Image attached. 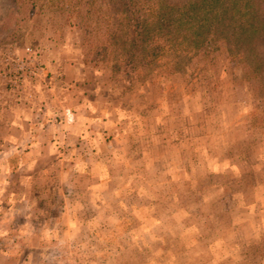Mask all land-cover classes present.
<instances>
[{
	"label": "clouds",
	"instance_id": "clouds-1",
	"mask_svg": "<svg viewBox=\"0 0 264 264\" xmlns=\"http://www.w3.org/2000/svg\"><path fill=\"white\" fill-rule=\"evenodd\" d=\"M160 7L0 0V264H264V34Z\"/></svg>",
	"mask_w": 264,
	"mask_h": 264
},
{
	"label": "trees",
	"instance_id": "trees-1",
	"mask_svg": "<svg viewBox=\"0 0 264 264\" xmlns=\"http://www.w3.org/2000/svg\"><path fill=\"white\" fill-rule=\"evenodd\" d=\"M156 27L161 33L187 30L194 36L190 43L198 48L215 31L230 46L251 53L253 42L264 34V0H161ZM136 33L138 42H146L152 29L137 23ZM257 72L264 73V61L254 62L250 74Z\"/></svg>",
	"mask_w": 264,
	"mask_h": 264
}]
</instances>
